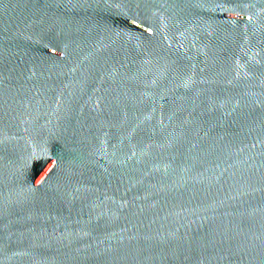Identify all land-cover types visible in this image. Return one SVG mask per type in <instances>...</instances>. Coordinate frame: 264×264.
I'll use <instances>...</instances> for the list:
<instances>
[{
    "label": "water",
    "instance_id": "95a60500",
    "mask_svg": "<svg viewBox=\"0 0 264 264\" xmlns=\"http://www.w3.org/2000/svg\"><path fill=\"white\" fill-rule=\"evenodd\" d=\"M0 264H264V0H0Z\"/></svg>",
    "mask_w": 264,
    "mask_h": 264
}]
</instances>
